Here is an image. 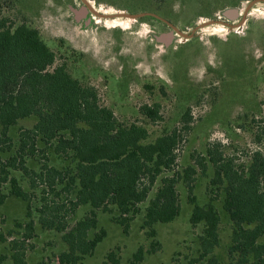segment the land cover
I'll return each mask as SVG.
<instances>
[{
    "label": "rangeland",
    "instance_id": "rangeland-1",
    "mask_svg": "<svg viewBox=\"0 0 264 264\" xmlns=\"http://www.w3.org/2000/svg\"><path fill=\"white\" fill-rule=\"evenodd\" d=\"M88 2L0 0V16L9 20L13 30L21 24L37 28L47 48L56 54L54 66L64 64L83 84L94 86L101 103L112 108L120 122L146 127V142L176 128L182 140L175 170L158 177L128 232L113 220L119 214L115 206H111L113 213L97 209L96 231L105 229L107 234L94 253L82 260L83 264H103L111 250L120 255L121 264H129L139 248L146 256L141 264H193L200 255L199 235L204 230L203 223L191 222L193 195L199 204L211 202L217 208L221 218L220 244L210 256L217 258V264H229L234 224L224 209V188L212 184L215 168L207 149L220 142L226 158L248 168L253 152L264 148V0ZM83 11L85 14L80 16ZM151 12L175 27L145 15ZM155 104H160V117L152 120L141 108ZM187 114L192 121L185 129ZM35 123L34 117L20 120L9 130L12 146L2 145L5 161L16 158L19 164L24 158L35 172L29 176L20 169L9 168L10 176H15L31 193L35 235L25 236L27 205L11 195V183L2 181L5 174L0 172V198L5 196L0 202V264H16V251L25 253L27 264H65L61 259L68 251L64 233L45 228L40 222L39 208L44 191H49L40 173L45 164L75 170L76 162L57 155L41 141L36 150L21 158V133ZM202 156L206 157V171L199 165ZM190 166L196 168L190 186L182 178L177 183L180 214L171 222L155 225L157 250L151 252L153 238L143 228L146 208L163 177L175 171L183 176ZM62 188L58 184L49 199L66 201L67 194L57 196ZM90 210V205L80 206L67 213L66 219L73 226ZM260 241H264V236Z\"/></svg>",
    "mask_w": 264,
    "mask_h": 264
},
{
    "label": "trees",
    "instance_id": "trees-1",
    "mask_svg": "<svg viewBox=\"0 0 264 264\" xmlns=\"http://www.w3.org/2000/svg\"><path fill=\"white\" fill-rule=\"evenodd\" d=\"M55 61V52L47 48L37 28L21 24L13 30L9 20L0 16V172L5 174L2 181H10L11 195L26 203L29 221L25 236L32 238L35 222L31 215V193L15 176H10L9 168L20 169L29 176L34 174L23 156L36 150L38 141L57 155L76 162L75 170L44 165L40 176L49 191H44L39 212L45 228L64 233L68 251L61 255L62 262L83 264L82 260L94 253L107 234L105 229L96 231L97 209L113 213L111 206H115L119 214L113 220L128 232L131 221L141 212L140 204L147 200L158 177L165 171L175 170L182 139L176 128L155 141L146 142L149 137L146 127L136 122H120L113 109L101 103L94 86L83 84L66 65L54 66ZM159 108L160 104L145 105L141 112L157 120ZM31 117L36 118V123L21 133L18 155L23 159L19 164L16 158L5 161L2 145L6 143L9 148L13 143L10 127ZM191 121L192 117L187 114L185 129ZM214 145L207 149L215 168L212 184L218 189L224 188V209L234 224L229 264H264V241H260L264 236V148L253 152L251 163L245 168L224 156L220 142ZM205 161V156L199 161L203 171L207 169ZM195 173L196 168L190 166L183 176L175 171L163 177L150 200L143 228L153 238L151 252L157 250L155 225L171 222L180 214L179 179H185L190 186V178ZM58 184L63 188L57 196L67 194L62 203L48 197ZM4 197L0 198L1 203ZM191 203L194 205L192 224H204L199 235L200 255L193 264L205 259L203 264H217V258L210 255L220 244L219 212L211 202L199 204L194 195ZM83 205H90V212L71 226L67 213ZM62 211L66 214L62 215ZM145 257L143 248H139L129 264H141ZM13 259L16 264H27L25 253L16 251ZM103 264H121V257L116 250H111Z\"/></svg>",
    "mask_w": 264,
    "mask_h": 264
},
{
    "label": "flooded vegetation",
    "instance_id": "flooded-vegetation-1",
    "mask_svg": "<svg viewBox=\"0 0 264 264\" xmlns=\"http://www.w3.org/2000/svg\"><path fill=\"white\" fill-rule=\"evenodd\" d=\"M83 1V3L84 4H88L89 2H88V0H82ZM87 1V2H86ZM90 1V0H89ZM83 14H85L84 13V11L81 13V14H79L80 16H83ZM142 15V14H141ZM146 16H152V17H154V18H156V19H158V20H162V21H165V22H167L169 25H171L173 28L175 27L171 22H169L167 19H164V18H162V17H160L158 14H156V13H154V12H151V13H146L145 14Z\"/></svg>",
    "mask_w": 264,
    "mask_h": 264
},
{
    "label": "water",
    "instance_id": "water-1",
    "mask_svg": "<svg viewBox=\"0 0 264 264\" xmlns=\"http://www.w3.org/2000/svg\"><path fill=\"white\" fill-rule=\"evenodd\" d=\"M87 2V1H86ZM249 9V8H248ZM247 12H248V10H247Z\"/></svg>",
    "mask_w": 264,
    "mask_h": 264
}]
</instances>
